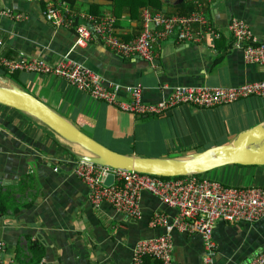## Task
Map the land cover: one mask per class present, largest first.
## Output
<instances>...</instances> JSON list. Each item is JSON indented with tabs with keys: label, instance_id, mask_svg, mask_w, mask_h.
<instances>
[{
	"label": "crops",
	"instance_id": "1",
	"mask_svg": "<svg viewBox=\"0 0 264 264\" xmlns=\"http://www.w3.org/2000/svg\"><path fill=\"white\" fill-rule=\"evenodd\" d=\"M143 1L65 3L78 13H112L116 33L126 40L141 28L142 9L182 15V9L191 7L203 13L211 30L194 25L201 31L196 40L179 42L174 35L155 39L153 60L147 62L137 56L119 57L97 40L73 47L71 29L44 20L42 1L0 0V9L20 15L14 19L0 14V54L40 56L48 62L66 54L105 83L139 84L143 102L157 101L176 85L227 87L264 79V64L244 62L240 50L231 47L227 30L231 17L240 18L251 36L264 43V0H160L157 11ZM16 77L10 80L16 86L31 91L100 144L124 154L173 158L202 152L264 124V99L256 96L208 108L181 104L159 115L135 116L90 98L59 77L23 71H16ZM121 98L127 96L122 93ZM76 160L71 143L0 104V194L9 204L0 215V264H17L28 256L26 245L31 241L40 246L37 264H130L137 241L163 233L162 227H151L148 221L153 213L170 217L174 210L147 192L140 194L138 219L105 202L91 205L85 185L71 172ZM202 176L228 186H264V164H225ZM212 239L211 264H240L264 248V217L253 223L218 220ZM170 240L174 264H203L199 235L172 231ZM140 264L154 262L145 258Z\"/></svg>",
	"mask_w": 264,
	"mask_h": 264
},
{
	"label": "built area",
	"instance_id": "2",
	"mask_svg": "<svg viewBox=\"0 0 264 264\" xmlns=\"http://www.w3.org/2000/svg\"><path fill=\"white\" fill-rule=\"evenodd\" d=\"M39 1L43 2L45 21L53 27L73 31V47L97 40L119 57L137 56L147 62L153 60L152 44L155 39L174 35L179 42L196 40L201 31H195L194 25L211 30L200 10L166 15L142 9L141 28L135 36L126 40L116 33L115 18L110 12L78 13L63 1ZM0 14L20 18L10 9H0ZM227 30L231 47L240 50L244 62L264 64V43L251 36L242 19L231 17ZM0 67L6 73L23 71L59 77L90 98L114 105L135 116L159 115L181 104L208 108L248 96L264 99V79H260L227 87L176 85L157 101L143 102L139 84L122 86L105 83L98 73L66 54L55 62H48L40 56L8 58L0 54ZM163 88L166 89L165 86ZM122 93L127 99L121 98ZM71 172L85 185L87 200L93 206L105 202L116 212L138 219L139 197L141 192H147L174 210L170 217L162 212L153 213L149 225L162 227L163 233L137 241L131 251L130 264H140L144 256H150L160 264H174L170 240L172 231L199 235L202 243L201 262L211 264L215 257L212 229L216 221L253 223L264 217V186H228L195 174L163 178L79 159L74 162ZM108 174L112 175V181L104 185L103 180ZM240 264H264V248Z\"/></svg>",
	"mask_w": 264,
	"mask_h": 264
},
{
	"label": "water",
	"instance_id": "3",
	"mask_svg": "<svg viewBox=\"0 0 264 264\" xmlns=\"http://www.w3.org/2000/svg\"><path fill=\"white\" fill-rule=\"evenodd\" d=\"M0 104L39 121L72 144L74 157L93 164L157 177L200 174L225 164H264V124L242 131L229 143L213 146L202 152L173 158H157L124 154L100 144L28 91L2 76ZM111 181L112 175L108 174L103 184L108 185Z\"/></svg>",
	"mask_w": 264,
	"mask_h": 264
},
{
	"label": "trees",
	"instance_id": "4",
	"mask_svg": "<svg viewBox=\"0 0 264 264\" xmlns=\"http://www.w3.org/2000/svg\"><path fill=\"white\" fill-rule=\"evenodd\" d=\"M53 2H57V1H63L68 3L69 5L72 4V0H51ZM141 3V2H140ZM147 4V5H151L152 7H154V11H157L160 8V0H144L143 3ZM129 11L131 12V9H129ZM190 11H192L191 7H187L184 9H182L179 14H187ZM154 13V12H152ZM8 74V76H6ZM0 76L2 77H6L11 81H16V72L13 73H6L3 69L0 68ZM205 173V172H204ZM197 176H202V173L200 174H195ZM164 178V177H163ZM9 207V204L7 203L6 197L2 196L0 194V215H4L7 211ZM26 248L28 250L27 254L28 256H25V258L17 261V264H37V260H38V253L40 250V246L36 241H31L29 244L26 245ZM151 259L153 260L154 264H160L157 260L151 258L150 256H144L143 259ZM142 259V260H143ZM8 264V263H7Z\"/></svg>",
	"mask_w": 264,
	"mask_h": 264
},
{
	"label": "rangeland",
	"instance_id": "5",
	"mask_svg": "<svg viewBox=\"0 0 264 264\" xmlns=\"http://www.w3.org/2000/svg\"><path fill=\"white\" fill-rule=\"evenodd\" d=\"M6 76H8V74L6 75ZM29 89V88H28ZM28 89H26V90H28ZM31 92V91H30ZM29 92V93H30ZM30 94H33L32 92L30 93ZM34 96V95H33ZM36 97V96H35ZM84 132V131H83ZM164 178H171V177H164Z\"/></svg>",
	"mask_w": 264,
	"mask_h": 264
}]
</instances>
